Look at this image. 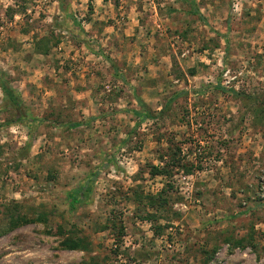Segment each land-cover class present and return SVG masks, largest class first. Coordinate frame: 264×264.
I'll use <instances>...</instances> for the list:
<instances>
[{
  "label": "rangeland",
  "instance_id": "374dc122",
  "mask_svg": "<svg viewBox=\"0 0 264 264\" xmlns=\"http://www.w3.org/2000/svg\"><path fill=\"white\" fill-rule=\"evenodd\" d=\"M0 79V264H264V0H0Z\"/></svg>",
  "mask_w": 264,
  "mask_h": 264
},
{
  "label": "trees",
  "instance_id": "16d2710c",
  "mask_svg": "<svg viewBox=\"0 0 264 264\" xmlns=\"http://www.w3.org/2000/svg\"><path fill=\"white\" fill-rule=\"evenodd\" d=\"M0 86L2 87L3 89V92L4 94L6 95L7 99H8V102L12 105H17L19 103V100H18V96L16 94V92L13 90V88L8 85L6 82L2 81L0 79ZM138 114L141 115V113L138 112ZM145 116L143 115L142 118H144ZM175 164V163H174ZM152 175L156 176V175H160V174H170V170L168 169V167H160V166H153L152 167ZM85 187H81L79 188L77 191H76V195L77 197H82L83 195V189ZM37 221H43V217L42 216H39L37 218H29V217H25V216H22V217H17L16 219L15 218H12V221H11V225L12 227H17L21 224H25V223H29V222H37ZM123 232V231H122ZM66 243V246L72 248V249H78V248H86L87 245H84L82 240L79 239V240H75V239H68L65 241Z\"/></svg>",
  "mask_w": 264,
  "mask_h": 264
},
{
  "label": "built area",
  "instance_id": "2783aa9c",
  "mask_svg": "<svg viewBox=\"0 0 264 264\" xmlns=\"http://www.w3.org/2000/svg\"><path fill=\"white\" fill-rule=\"evenodd\" d=\"M183 179H186L187 178V176H181Z\"/></svg>",
  "mask_w": 264,
  "mask_h": 264
}]
</instances>
